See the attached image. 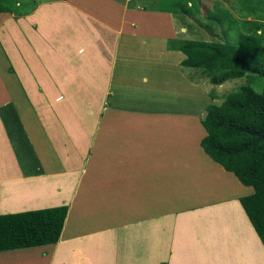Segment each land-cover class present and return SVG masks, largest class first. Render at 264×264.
<instances>
[{"label":"crops","instance_id":"1","mask_svg":"<svg viewBox=\"0 0 264 264\" xmlns=\"http://www.w3.org/2000/svg\"><path fill=\"white\" fill-rule=\"evenodd\" d=\"M72 1L38 2L21 16L40 35L27 36L25 49L17 33L15 45L7 28L0 30L39 106V72L48 75L54 58L62 72L56 113L36 109L51 152L37 159L41 166L26 167L33 163L26 155L20 156L22 168L12 154L2 156L8 143L0 120V172L11 175L0 177V215L69 208L57 244L0 252V264H138L141 257L130 254L129 242L149 264H170L178 236L190 244L178 233L180 221L240 203L239 187L251 194L253 188L201 147L207 132L197 120L193 90L203 82L185 75L194 71L182 65L186 56L174 41L191 38H178V14L147 5L160 0ZM142 14L154 21L144 23ZM179 117L189 123L178 125ZM179 128L189 132L185 149H177L183 147ZM226 189L234 200L225 198ZM192 256L185 257L191 264Z\"/></svg>","mask_w":264,"mask_h":264},{"label":"trees","instance_id":"2","mask_svg":"<svg viewBox=\"0 0 264 264\" xmlns=\"http://www.w3.org/2000/svg\"><path fill=\"white\" fill-rule=\"evenodd\" d=\"M159 4L162 11L192 16L202 7L203 0H160ZM35 7L36 3L32 5L23 0H0V14L21 17ZM246 8L253 19L240 21L216 2L217 14L208 18L210 30L227 23V31L224 30L227 38L228 31L240 24L243 33L237 43L197 39L174 41L176 49L186 56L182 65L201 70L213 84L248 76L255 79L228 94L221 103L209 104L201 118L207 132L201 141L204 152L233 173L244 186L252 187L253 193L241 197V204L236 201L180 221L178 233L181 232L190 244L178 236V251L171 259L175 264H182L180 262L192 251L208 248L206 237L199 230L202 223L212 218L224 237L235 238L240 243L252 238L264 257V9L253 5ZM8 72L15 73L12 65ZM68 210V206H61L0 215V252L57 244ZM231 254L233 251L228 249L220 258L198 264H233Z\"/></svg>","mask_w":264,"mask_h":264},{"label":"rangeland","instance_id":"3","mask_svg":"<svg viewBox=\"0 0 264 264\" xmlns=\"http://www.w3.org/2000/svg\"><path fill=\"white\" fill-rule=\"evenodd\" d=\"M23 1L25 3L30 2L32 3V5H35V3L37 4L38 2L49 3L51 1L54 2L57 0ZM70 2L74 4L72 0H70ZM216 2H220L223 7L229 9L240 21L245 20V18L253 19V14L247 11L246 7L253 5L259 7L262 6L264 9V0H203L202 7L196 9L194 15L185 16L178 14L177 16H175L174 22L177 25L176 27L178 31L177 34L179 36L178 38H191L206 41L237 43L239 40V35L243 33L240 24H236L233 29L228 31V38L224 33V30L227 27V23L222 26L216 27L213 30L207 28L208 24L211 22L208 18L215 17L217 14L215 11ZM147 5H150V7L155 6L154 4H151V2H149V4L147 3ZM158 6L159 3L156 4V7ZM138 16L145 18L148 15L142 14ZM145 19L146 20L143 19L144 23H148L150 20L152 22L154 21V18L152 17H147ZM25 20H27L25 17L19 18L17 15L11 13L0 14V30L2 28H7V33L9 34V36L14 37L15 41L12 42H14L15 45L17 33V44L19 48L22 47L23 49H25L27 36H29L30 39L37 38L40 40V35L37 27L35 25H32L29 29H27ZM111 21L115 22V19H112ZM108 27L110 28V26ZM11 29L13 30L12 32ZM182 29H185V31H183ZM226 31L227 29L225 30V32ZM10 65H13L15 71L14 74L8 72V68L10 67ZM185 70L188 71V68H185ZM191 71L194 72H185L186 77L189 78H187L188 80H191L193 82H203L201 83V85L198 84L200 87H196L193 90L195 98L194 108L198 112V114L196 115L198 116V121L205 114V110L209 104L221 103L228 94L235 92L245 84L255 82V79H253V77L248 76L244 78L229 80L221 84H213L201 70L193 69ZM59 73L61 78L62 72H60L58 63H56L54 58L52 60V65H50V72H48V75L44 77V73L42 74L41 72H39V76L37 77V80L40 82V89L44 93L43 99H41L40 106L50 108L54 113H56L54 111V97L59 96L57 94ZM257 83L260 84L259 82ZM195 85L197 86V84ZM220 85H224V88L219 89ZM260 85H262V83ZM94 104L95 101H91L90 107L94 106ZM40 106L39 104L35 103V101L25 90L20 76L16 71L15 63L12 61L9 53L6 50V46L0 37V120L2 124L0 125L4 127V133L7 138L6 142L8 143L2 156L4 157V155L8 153L9 155L12 154V157H16L15 159H13V163L17 167H24V161L20 159V156L22 155H26V157L31 158L30 161H33V163L31 164L26 163V167L33 166V164L34 166H41V164L38 163L37 159L43 156L44 153L48 155V157L51 156L49 145L47 144V142L44 143V140L41 138L43 136L45 137L44 128L40 117L36 114V109L41 108ZM103 106H105V101H103ZM178 123V125H186L187 123H189L188 118L179 117ZM36 130H40L42 134L40 132H36ZM188 135L189 132H183L180 130V128L177 129L179 144L183 145V147H178L177 149L186 148V138ZM0 177L2 178V180L11 177V175L9 174V170L7 172L5 168L1 169ZM242 190H244V188L239 187V195L242 194V196H247L251 194L246 189L244 191ZM197 197L198 195L195 194L194 199ZM231 197L232 192L226 189L225 198L227 200H234V197H236V195L232 198ZM199 231L206 237L208 248H206L205 251L191 252L190 254L193 255L192 260H194H191L192 264H198L202 261H207L208 259L214 257L220 258L224 251L228 249H231L233 251V254H231L234 259L233 264H261V259L264 258L252 238L247 242L240 243L235 238L229 239L224 237L222 235L220 226L215 222L213 218L208 219L205 223H202V227ZM127 246L130 254L132 253L135 256L139 255V257H141L138 264H149V262H146V259H143V257L139 254L136 243L134 244L129 242ZM162 251L164 253V249H162ZM180 263L191 264L188 260L182 261ZM162 264H168L167 260L163 261ZM170 264L175 263L170 261Z\"/></svg>","mask_w":264,"mask_h":264},{"label":"bare ground","instance_id":"4","mask_svg":"<svg viewBox=\"0 0 264 264\" xmlns=\"http://www.w3.org/2000/svg\"><path fill=\"white\" fill-rule=\"evenodd\" d=\"M227 181H230L231 183H233V184H236V182L235 181H231L230 179H228L227 178ZM245 190V189H244ZM244 190H242V191H244Z\"/></svg>","mask_w":264,"mask_h":264},{"label":"clouds","instance_id":"5","mask_svg":"<svg viewBox=\"0 0 264 264\" xmlns=\"http://www.w3.org/2000/svg\"><path fill=\"white\" fill-rule=\"evenodd\" d=\"M223 88H224V85L219 86V89H223ZM217 102H219V101H217Z\"/></svg>","mask_w":264,"mask_h":264}]
</instances>
